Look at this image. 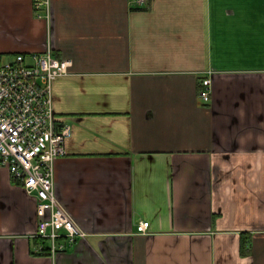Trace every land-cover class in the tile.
<instances>
[{"label":"crops","instance_id":"obj_1","mask_svg":"<svg viewBox=\"0 0 264 264\" xmlns=\"http://www.w3.org/2000/svg\"><path fill=\"white\" fill-rule=\"evenodd\" d=\"M48 49L87 235L36 254L37 199L0 166V264H264V0H0V56Z\"/></svg>","mask_w":264,"mask_h":264},{"label":"built area","instance_id":"obj_2","mask_svg":"<svg viewBox=\"0 0 264 264\" xmlns=\"http://www.w3.org/2000/svg\"><path fill=\"white\" fill-rule=\"evenodd\" d=\"M38 17H52V0H33ZM140 3L146 0H137ZM70 61L60 59L52 49L12 58L0 56V166L11 178L37 199L35 237L46 240L50 255L66 249L87 233L77 225L59 200L55 162L65 156L71 126L58 123L53 84L69 74ZM212 78L202 81L200 96L211 99ZM150 222L141 221L139 233L147 234ZM44 246L36 248L40 253Z\"/></svg>","mask_w":264,"mask_h":264},{"label":"trees","instance_id":"obj_3","mask_svg":"<svg viewBox=\"0 0 264 264\" xmlns=\"http://www.w3.org/2000/svg\"><path fill=\"white\" fill-rule=\"evenodd\" d=\"M35 241H36L35 244H36L37 247H39L41 245L45 247V249L42 252H40V253L35 252L36 254H38V255H50V253L48 251V244H47L46 240H43V239H40V238L36 237Z\"/></svg>","mask_w":264,"mask_h":264}]
</instances>
